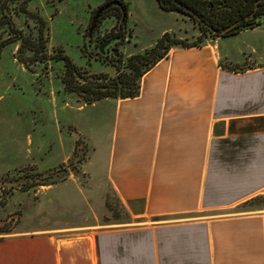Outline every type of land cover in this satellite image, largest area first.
<instances>
[{
	"label": "crops",
	"instance_id": "0c3cea01",
	"mask_svg": "<svg viewBox=\"0 0 264 264\" xmlns=\"http://www.w3.org/2000/svg\"><path fill=\"white\" fill-rule=\"evenodd\" d=\"M76 103L100 105L99 134L83 141L90 190L104 208L112 192L159 223L82 234L16 226L0 239V264H264V213L232 211L264 191V19L172 48L135 98Z\"/></svg>",
	"mask_w": 264,
	"mask_h": 264
},
{
	"label": "rangeland",
	"instance_id": "374dc122",
	"mask_svg": "<svg viewBox=\"0 0 264 264\" xmlns=\"http://www.w3.org/2000/svg\"><path fill=\"white\" fill-rule=\"evenodd\" d=\"M104 1L31 0L29 11L39 13L48 23L51 54L63 49L91 74L113 76V66L89 59L84 50L89 6L96 7ZM19 5L20 2H13L11 7L18 10ZM181 17L162 10L156 0H132L130 22L135 37L131 51L142 53L152 47L165 29L177 37L197 36V27ZM13 19L25 31L28 25L35 27L34 19L26 13L17 12ZM114 24L115 19L110 17L102 30H110ZM201 38L203 43L213 37ZM18 47L19 43L8 44L0 58V230H8L16 223L19 230L57 228L82 234L159 223L135 216L112 192H108L105 208L102 207V192L90 190L83 169L88 157V152H84L85 137L99 134L100 105L80 111L76 103L79 97L67 92L60 78L63 62L38 63L29 69L16 58ZM67 103L75 108L66 107ZM73 142L77 143L74 156L70 151ZM66 157L72 159L63 164ZM63 165L74 170L65 173ZM50 171L53 175H49ZM37 174L44 176L35 178ZM51 181L63 185L41 186ZM232 211L264 213V191ZM11 233L0 232V239Z\"/></svg>",
	"mask_w": 264,
	"mask_h": 264
},
{
	"label": "trees",
	"instance_id": "16d2710c",
	"mask_svg": "<svg viewBox=\"0 0 264 264\" xmlns=\"http://www.w3.org/2000/svg\"><path fill=\"white\" fill-rule=\"evenodd\" d=\"M13 1H0V58L4 47L11 43H19L16 58L29 69L38 63L47 65L50 61L63 62L64 71L60 78L65 90L75 93L87 104H93L106 98L128 99L137 97L140 93V82L144 74L165 58L172 48H190L202 44L201 40H181L176 34L167 32L152 47L145 49L142 53L131 55L128 58L119 55V59L112 62H103L96 59L99 62L113 66L115 75L110 76L106 73L91 74L85 68L78 66L63 49L58 48L54 50V54L50 53L48 23L39 13L28 11L27 4L30 0H25L22 3L21 12L34 19L35 27L32 29L28 25L27 31L18 28L13 19L17 11L10 7ZM118 16L116 13H108L103 16V19ZM89 58L91 59V57ZM225 67L234 71L245 69L244 66L230 63L225 64ZM62 170L68 173L69 170L74 169L71 166L66 167L63 165ZM49 175H53V172L50 171ZM43 176V174H37L35 178ZM57 183L59 181H51L41 186H51ZM27 190L24 189L23 191ZM16 225L15 223L10 229L0 230V232L10 233Z\"/></svg>",
	"mask_w": 264,
	"mask_h": 264
},
{
	"label": "flooded vegetation",
	"instance_id": "af4514ba",
	"mask_svg": "<svg viewBox=\"0 0 264 264\" xmlns=\"http://www.w3.org/2000/svg\"><path fill=\"white\" fill-rule=\"evenodd\" d=\"M24 1L14 0V3L20 2V5L18 10L14 7L13 9L21 13V5ZM30 2L31 0L27 4L28 11ZM156 2L162 10L182 16L183 20L199 30L197 36L195 34L190 39L181 40L202 41V35L213 37L211 39L226 37L247 28H255L264 19V0H156ZM88 10L85 33L87 41L84 45L86 55L91 59L94 58L95 61L103 62L115 61L119 59V55L126 57L124 48L127 44L133 43L135 37V31L130 22L132 0H105L96 7L89 6ZM99 11H101V17L95 30L90 33L93 19ZM108 13H116L119 16L111 17L115 19V24L110 30L103 31V23L107 20L103 19V16ZM87 66L90 65L87 64ZM16 220L13 218V221Z\"/></svg>",
	"mask_w": 264,
	"mask_h": 264
},
{
	"label": "water",
	"instance_id": "95a60500",
	"mask_svg": "<svg viewBox=\"0 0 264 264\" xmlns=\"http://www.w3.org/2000/svg\"><path fill=\"white\" fill-rule=\"evenodd\" d=\"M100 17H101V11H99L96 14V16L94 17L93 22H92V26H91V29H90V33H92L95 30V28H96V26L98 24V21L100 19Z\"/></svg>",
	"mask_w": 264,
	"mask_h": 264
}]
</instances>
